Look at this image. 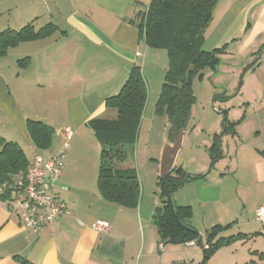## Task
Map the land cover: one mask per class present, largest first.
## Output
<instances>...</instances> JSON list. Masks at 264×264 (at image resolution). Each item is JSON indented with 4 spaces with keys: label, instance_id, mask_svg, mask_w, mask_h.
Here are the masks:
<instances>
[{
    "label": "crops",
    "instance_id": "1",
    "mask_svg": "<svg viewBox=\"0 0 264 264\" xmlns=\"http://www.w3.org/2000/svg\"><path fill=\"white\" fill-rule=\"evenodd\" d=\"M151 1L0 0V33L29 25L34 31L48 24L53 27L48 36L21 42L0 57L3 62L9 52L19 50L25 60L16 75L7 76L0 67V137L19 145L30 164L35 155H42L29 138L27 120L48 125L53 136L49 149L43 150L46 165L49 155L62 148L64 129L72 132L61 176L53 188L70 215L59 217L54 225L35 234L22 226L9 203L0 200V264H162L169 252H163L154 224L160 197L144 194L140 187L138 204L131 208L101 196L97 183L100 145L89 125L93 120L115 117L113 113L109 116L106 99L120 91L135 65H141L149 89L147 141L156 119L161 120L164 141L156 179L176 166L179 150L182 152L187 144L191 148L187 157L192 158L194 169L181 168L188 176L203 177L181 186L187 202L177 206L190 207L193 223L197 205L201 209L199 221L208 220L212 228H224L221 233L237 231L238 239L254 242L251 257L259 256L264 262V236L253 222L255 211L264 210V107L254 108L255 115L262 111L261 116L244 118L234 127L230 141L236 140L234 149L226 142L228 150L224 152L222 138V159L216 163L219 167L212 166L207 174V149L221 131L217 119L204 126L203 147L193 150L197 142L189 138L199 124L191 126L190 121L170 145L165 140L169 122L164 114L155 113L165 68L155 65L151 58L158 54L162 59V54L149 49L130 22L142 12L140 5L146 4L147 9ZM220 48H224L220 59L229 50L239 57L247 56L248 62L259 51L264 56V0L217 2L205 31L203 50ZM165 58L168 60L167 54ZM260 81L264 83V74H260ZM261 92L264 95V86ZM97 221L107 223L108 230H94L92 225ZM191 225L197 229L195 223Z\"/></svg>",
    "mask_w": 264,
    "mask_h": 264
},
{
    "label": "trees",
    "instance_id": "2",
    "mask_svg": "<svg viewBox=\"0 0 264 264\" xmlns=\"http://www.w3.org/2000/svg\"><path fill=\"white\" fill-rule=\"evenodd\" d=\"M219 0H152L144 12H139L136 21H130L139 30L140 36L149 49L164 50L168 66L155 106L157 115L166 116L169 122L168 137L175 142L178 135L186 130L190 111L194 103L192 81L202 79L205 70L215 71L224 54V48L203 50L205 31L212 11ZM53 31L48 24L38 31L25 26L19 31L7 30L0 33V57L17 44L48 36ZM259 51L257 55H260ZM25 60L19 61L20 66ZM148 97L147 84L142 75L141 65H135L120 91L106 99L105 107L115 112L112 119L103 118L89 123L100 145L98 188L101 196L123 207H136L140 197V182L133 166L123 168L127 160L126 149L136 142L142 116ZM226 99L216 95L214 100ZM224 118L227 111L223 113ZM237 123L226 118L221 123V134L215 135L207 149L211 168L222 158L221 140L224 135H234ZM27 132L36 150L49 149L53 131L41 121L27 120ZM264 156V149L261 151ZM119 165V166H118ZM29 162L22 148L14 142L0 137V200L9 203L15 197L17 185L25 176ZM203 176L191 177L181 167H174L159 177L160 204L155 209L154 224L163 244H186L197 239L196 230L190 223L189 206L170 207L166 196ZM224 228L215 226L208 234L203 246L204 262L221 246L237 240L238 236L217 237ZM201 241V238H200Z\"/></svg>",
    "mask_w": 264,
    "mask_h": 264
},
{
    "label": "rangeland",
    "instance_id": "3",
    "mask_svg": "<svg viewBox=\"0 0 264 264\" xmlns=\"http://www.w3.org/2000/svg\"><path fill=\"white\" fill-rule=\"evenodd\" d=\"M140 7L142 12L146 10V4L140 5ZM156 51H159V53L162 54V59L158 56V54H153L151 59H153L155 65L159 66L160 68L164 67L166 71L168 66V60L165 58L166 52L164 50ZM19 52V50L9 52L3 62H0V67L3 71H5L7 76L16 75L22 69V67L20 68V64L22 63H19V61L22 60L23 57L19 55ZM262 53L259 55V57L262 56ZM252 61L248 62L247 56L239 57L237 53L229 50L227 54L221 57L215 71L207 69L204 71L202 79H193L192 91L195 100L190 111V125L192 126L199 124V126L195 128L197 132L194 131L195 133L193 136L189 138V141L192 139V141L194 140V142H197L193 143L196 144V146L193 147V150L203 147L201 138L203 136L201 135H205L206 131H203L204 126L207 128V126H209V124H211L216 119L219 121H217L218 126H221V123L224 119V111H227L226 118L229 120V122L237 123L236 126L240 125L244 118L250 119V117H252L256 119L259 114L261 116L262 111L259 110L260 112H258L257 115H255L253 111L255 107H264V103H262L264 95L261 92L264 83L260 81V74H264V56L261 57L258 63L254 64L248 71L245 72ZM242 76V84L237 92ZM216 95L222 97L224 96L226 99H217V101H215L214 97ZM147 101L148 107L147 113L145 115V121L139 130L136 142L127 147V160L125 163H123L122 167L126 168L127 166H133L138 172L140 187L142 188L143 193H154V195L159 198L160 186L158 184L159 180L156 179V177L158 176L157 174L161 167V147L164 138L162 139L161 135V120L156 119L149 141L146 139L147 136L145 132L149 123L147 117L151 109L149 89ZM111 113H113V116H115L114 111H111L109 116H112ZM213 129V132L215 133V128ZM218 134H221L220 129ZM233 137L234 135H224L222 137L224 139V145L222 146L224 152L228 150L226 142L231 144L233 146L232 149H234L236 140L230 142L232 141ZM165 140H167L170 145L174 143L168 137V133L166 134ZM68 150L69 146L66 148L65 154ZM190 150L191 148H189L187 144L182 152L181 149L179 150L175 167L183 166L184 169H194L192 158L187 157L189 156ZM41 155L45 158L47 156L46 151H41ZM215 164L213 165L215 166L214 168L218 169L219 164ZM210 167L211 163L209 164L206 174L207 172H210ZM186 170H184V173L187 172ZM181 190L182 189L180 187L170 194L171 202L174 207H177V205L181 204V202H187V196H184L186 193ZM175 192H178V194L175 195ZM194 208L196 216L194 219H192V222L197 226L196 231L200 235L201 246H205L208 234L212 228L211 222L208 220H204V222H201V220L199 221L197 215L200 214L201 209L197 205H195ZM231 236H237V231L223 232L217 237L228 238ZM253 244L254 242L249 243L248 240L243 239L232 241L230 244L218 248L204 262V264H255V262L256 264H264V262L262 263L260 261L259 256L254 255L256 258L251 257L253 255ZM163 245V252L169 253L164 255L162 264H203V252L199 245L193 244V246H188L186 244H172L165 242H163Z\"/></svg>",
    "mask_w": 264,
    "mask_h": 264
},
{
    "label": "built area",
    "instance_id": "4",
    "mask_svg": "<svg viewBox=\"0 0 264 264\" xmlns=\"http://www.w3.org/2000/svg\"><path fill=\"white\" fill-rule=\"evenodd\" d=\"M71 134L69 128L64 129L62 148L49 155L46 165H43L40 155L34 156L25 178L18 183L15 197L10 202L12 209L18 213L22 226L32 233L38 234L54 225L59 217L70 215L66 204L53 193V188L61 176ZM253 222L259 225V233L264 236L263 209L255 211ZM92 227L100 232L108 230V224L102 221L95 222Z\"/></svg>",
    "mask_w": 264,
    "mask_h": 264
},
{
    "label": "water",
    "instance_id": "5",
    "mask_svg": "<svg viewBox=\"0 0 264 264\" xmlns=\"http://www.w3.org/2000/svg\"><path fill=\"white\" fill-rule=\"evenodd\" d=\"M258 59H259V55H257L256 58L250 63V65L247 67V69L245 70V72L248 71L254 64H256V62H257ZM242 78H243V76L240 79V83H239L237 92H238V90H239V88H240V86L242 84ZM225 119H226V117L223 119L222 122H224ZM210 169H211V167H210ZM166 201L169 204V206L171 207L172 206V202H171V198L169 196H166ZM195 233H196L197 239L193 243L196 244V245H199L201 247V249H202V252H203V248L204 247L201 246L200 235L197 233V231Z\"/></svg>",
    "mask_w": 264,
    "mask_h": 264
}]
</instances>
